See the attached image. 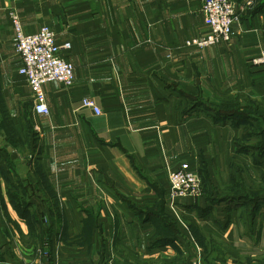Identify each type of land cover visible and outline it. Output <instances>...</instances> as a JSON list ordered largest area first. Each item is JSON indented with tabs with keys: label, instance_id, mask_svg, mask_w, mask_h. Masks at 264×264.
Here are the masks:
<instances>
[{
	"label": "crops",
	"instance_id": "obj_1",
	"mask_svg": "<svg viewBox=\"0 0 264 264\" xmlns=\"http://www.w3.org/2000/svg\"><path fill=\"white\" fill-rule=\"evenodd\" d=\"M204 1L0 0V135L17 152L0 144V264H264V0L199 50ZM12 11L71 43L75 82L45 85L49 115ZM184 162L202 193L172 203Z\"/></svg>",
	"mask_w": 264,
	"mask_h": 264
},
{
	"label": "built area",
	"instance_id": "obj_2",
	"mask_svg": "<svg viewBox=\"0 0 264 264\" xmlns=\"http://www.w3.org/2000/svg\"><path fill=\"white\" fill-rule=\"evenodd\" d=\"M255 3V0H205L203 11L207 16L209 31L202 37L188 38L185 46L207 48L221 43H229L233 25ZM16 39V50L21 59L19 72L26 78L33 96L34 111L49 115L50 108L46 102L45 85L59 82L66 87L75 82V66L62 55L63 50L71 48L70 42L58 43L55 31L48 25L41 26L36 32L24 30L20 15L10 13ZM251 65L264 72V49L255 54ZM83 106L92 108L100 114L96 102L89 97L83 99ZM169 199L202 193V179L198 172L184 162L169 172ZM193 264H200L199 261Z\"/></svg>",
	"mask_w": 264,
	"mask_h": 264
},
{
	"label": "rangeland",
	"instance_id": "obj_3",
	"mask_svg": "<svg viewBox=\"0 0 264 264\" xmlns=\"http://www.w3.org/2000/svg\"><path fill=\"white\" fill-rule=\"evenodd\" d=\"M256 0H255V5H256ZM255 5H253L250 9H248L247 10V12H250L251 10H253L254 8H255ZM209 31V30H208ZM202 37V36H201ZM192 38H194V37H192ZM191 48H195V49H199V50H202V49H205V48H196V47H191ZM208 48V47H207ZM199 174V173H198ZM200 175V174H199ZM200 177H201V175H200ZM201 179H202V177H201ZM202 186H203V180H202ZM50 204H51V207H52V209L53 210H56V202H55V200L54 199H51L50 200ZM175 219H176V221L178 222V224H184L185 223V221L186 220H184V217L179 213V212H177V210L175 211Z\"/></svg>",
	"mask_w": 264,
	"mask_h": 264
},
{
	"label": "water",
	"instance_id": "obj_4",
	"mask_svg": "<svg viewBox=\"0 0 264 264\" xmlns=\"http://www.w3.org/2000/svg\"><path fill=\"white\" fill-rule=\"evenodd\" d=\"M0 144H4V138L1 135H0ZM4 146H6L7 151L11 154L12 159L17 158V152L12 146L7 145V144L6 145L4 144Z\"/></svg>",
	"mask_w": 264,
	"mask_h": 264
},
{
	"label": "trees",
	"instance_id": "obj_5",
	"mask_svg": "<svg viewBox=\"0 0 264 264\" xmlns=\"http://www.w3.org/2000/svg\"><path fill=\"white\" fill-rule=\"evenodd\" d=\"M3 150H6L7 151V148L5 146H2Z\"/></svg>",
	"mask_w": 264,
	"mask_h": 264
}]
</instances>
